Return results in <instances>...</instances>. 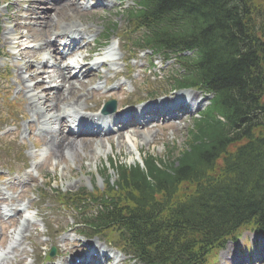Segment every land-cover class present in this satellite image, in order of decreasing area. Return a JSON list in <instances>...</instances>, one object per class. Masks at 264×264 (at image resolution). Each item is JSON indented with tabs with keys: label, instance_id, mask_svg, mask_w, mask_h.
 Listing matches in <instances>:
<instances>
[{
	"label": "trees",
	"instance_id": "1",
	"mask_svg": "<svg viewBox=\"0 0 264 264\" xmlns=\"http://www.w3.org/2000/svg\"><path fill=\"white\" fill-rule=\"evenodd\" d=\"M145 2L149 7L138 20L150 29L148 42L160 49L194 44L199 56L184 83H201L217 96L194 121L182 147L168 149L166 160L147 155L144 168L120 165L116 186L138 192L136 212L153 206L159 192L165 206L179 185L193 186L182 210L162 217V208H150L142 219L148 226L155 220L167 223L157 235L164 252L156 264H205V254L223 246L222 235L233 229H225L228 219L236 218L234 227L264 226V19L256 38L251 0ZM187 6L194 7L190 16L183 15ZM232 146L237 148L229 150ZM108 203L95 228L137 221L131 217L135 213L124 216L117 201Z\"/></svg>",
	"mask_w": 264,
	"mask_h": 264
},
{
	"label": "rangeland",
	"instance_id": "2",
	"mask_svg": "<svg viewBox=\"0 0 264 264\" xmlns=\"http://www.w3.org/2000/svg\"><path fill=\"white\" fill-rule=\"evenodd\" d=\"M91 14L92 12L82 14L81 17L85 19H90L89 16ZM108 20L109 19H107L103 23H107ZM95 25L98 26L99 22L92 21L89 23V26H95ZM3 38H4V34L3 32H1L0 48H2L1 43L3 42ZM141 61H144V60L141 59ZM2 69L3 67L0 65V71ZM137 72H140V70H137ZM149 76H152L149 72L147 73L141 72L140 75L135 78L138 81V86L136 85V87H139V86L141 87L143 85L142 82L146 81L147 84L142 86L145 89H148V90L156 89L159 91L164 89L163 87L164 83H159V82L151 83V81H149L150 79ZM3 80L4 79L0 77V131L2 129H6V128L1 127L5 123L6 126L4 127H7V129H12L14 130V132L8 135L0 134V166L6 164L8 166L13 167L15 166V163L21 157H24L25 155L22 152L21 148H19L15 144H12V142L8 141L9 140L8 137L12 136L13 134H16L15 138L18 137V141H19L21 137L20 133L24 132V124L26 123L27 120L31 121L33 119L32 116L34 113H33V110L28 108L25 103L24 112L26 114H24L25 116H23L22 119H19L18 117H16L17 122H20V123L18 127L19 129L15 130L16 127L12 125L16 122V120H12L10 118H12L13 116L17 114V112L15 111L18 106V104L16 103L17 95L14 94L17 87L13 85L12 86L14 87L13 90L8 93L10 101L13 100V102H10L9 100H4L2 98L3 94L5 93V90H4L5 82ZM7 80H8L7 82H9L10 84L13 83V79L10 80V78H7ZM41 87L38 88V91H40ZM82 93L87 94V92L85 91H83ZM187 119L188 117L183 118L182 120L177 121L176 122L177 124H173L170 128H168V130H163L161 132L158 128H154L153 131L157 132V135L156 137L152 138L150 141H143L142 139L143 135L142 134L138 135L137 139H138V145L141 148L140 150L141 154L142 153L146 154L148 152H151L154 155H157L158 157H162L166 151L167 145H169L167 142L163 143V141L165 140L169 141L170 145L173 142L174 143L172 145H177V146L182 145L186 139V131H187L186 128L190 124V123H186ZM27 126L28 125H26V128ZM32 134L33 133H31V136ZM27 140H29V137ZM25 142H26V148L28 152H30L27 146V141L25 140ZM114 142H115V138L112 143ZM28 144L29 146H31V141H28ZM112 146H113V149L109 150L106 155H104L103 153L95 152L94 148H92L93 151H91L90 153V151H87L89 148H85L83 149V151L85 152L75 153L71 157V159L69 158L70 156L68 157L64 156L63 159H55L51 157L48 159L47 164H43L41 167H39V169H41L40 171L38 170V168H36V170L39 172L38 180L41 178L40 175L50 176V177H46L48 181L50 180L52 182V185L54 188H60L63 192H67V191L75 192L80 188H86L88 190H91L94 187L95 183L98 187H102L101 183L103 182V180L97 175V173H101L103 171V164L107 161V159L110 160L111 157H113L116 160H121L122 162H126L128 165H133L140 161V159L138 158V156L136 155L134 151L131 153L129 150H127L126 148L127 146H125L124 148H119L117 145L115 146L114 144H112ZM17 150L19 151V156H17L18 155L16 153ZM21 153L22 155L20 156ZM47 179L43 178L44 182L42 183L43 185L42 187H44L45 184H47L46 183ZM48 202L53 203L54 209H57V210H54V212L59 215L58 218H60V223L63 224L62 227L66 226L68 224V221L70 220V217L69 216L67 217L66 213H64L61 210L63 209V207H61V205L59 204L57 206V204L51 200H49ZM38 221H41V219L39 218ZM0 225H3V223H0ZM18 227L20 228L21 226H18ZM32 234L36 235L37 232H33ZM42 239H43L42 237H39L40 241ZM9 242H10L9 238H5L2 244L3 247H7ZM58 242L62 244L61 240H58ZM226 252H228V250ZM222 254H221V259L223 261L224 258ZM28 262H29V259L26 260V264Z\"/></svg>",
	"mask_w": 264,
	"mask_h": 264
},
{
	"label": "bare ground",
	"instance_id": "3",
	"mask_svg": "<svg viewBox=\"0 0 264 264\" xmlns=\"http://www.w3.org/2000/svg\"><path fill=\"white\" fill-rule=\"evenodd\" d=\"M52 1L59 2V0H38L36 3L44 2L45 4H50V3H52ZM105 2H109V1L105 0ZM41 5H42V3H41ZM55 6L57 7L55 9V13H54V15H52V14L48 15V18H46V25L53 24L55 26L61 20H63L67 15H70L71 13L77 19V16H76L74 10H70V13L64 12L68 7L64 3H56ZM75 9H77V6L75 7ZM72 27L77 29L78 36L83 37L84 34L82 33V31L79 30V26H77V24H75ZM69 68H70V66L67 65L63 69H59V71H58L59 77L58 78L61 79L60 82H64V84L60 85L58 87H55L54 88L55 90L53 92L47 90L46 91V97H45V103L46 102H48V103L54 102L55 106L57 104H60V103H67L69 106H71V108L68 109L66 104H63V105H65V107H62V111L63 110H65V111H63V112L61 111L60 114H62V117L66 113H72L73 107L76 106V108H78V107H80V105L87 103V98L85 97V95L80 94L81 90L77 86L76 81L72 80V79H77V77L72 78L66 74V72ZM36 75L37 74L35 73L32 76L35 77ZM66 84L68 86H66ZM80 85L83 87V84L80 83L79 86ZM32 99H34V101L36 103H39V101L42 99V97L39 96L38 94L34 93L32 95ZM48 107L50 108L51 105H49ZM52 108H55V107H52ZM40 118H42V119L47 118V115L41 114ZM46 132H48V130H46ZM49 132H50V134L48 135L46 145H49L53 154H55V156L57 155L58 157H62L63 154L66 153L67 151H69V154L73 156L75 153H78V148H80L81 146L88 147L89 145H92V143L90 141H84L82 139H80L79 141H76L75 139L71 140L65 136H62L60 138L59 136L55 135L56 132L52 131L50 127H49ZM145 136H148V134H146ZM118 138H119L118 143H120L119 147L120 148L124 147V145L121 144V142H123L122 140L124 137L119 136ZM124 141H125V138H124ZM84 142H86V143L82 144V145L79 144V143H84ZM133 144H134L135 148L132 149V148H130V146L128 147V149L131 153L134 150H137V151L139 150V148L136 147L137 145H136L135 140L133 141ZM30 226H31V223H30V221H28L26 228L29 229ZM6 263L11 264L10 260H7L6 258L0 256V264H6ZM59 264H65V261H64V263H59Z\"/></svg>",
	"mask_w": 264,
	"mask_h": 264
}]
</instances>
